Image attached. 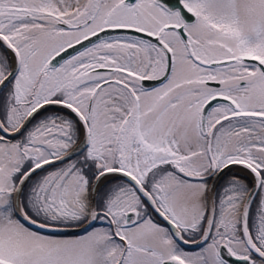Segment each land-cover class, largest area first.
Returning <instances> with one entry per match:
<instances>
[{
	"label": "snow or ice",
	"instance_id": "snow-or-ice-1",
	"mask_svg": "<svg viewBox=\"0 0 264 264\" xmlns=\"http://www.w3.org/2000/svg\"><path fill=\"white\" fill-rule=\"evenodd\" d=\"M0 264H264V0H0Z\"/></svg>",
	"mask_w": 264,
	"mask_h": 264
}]
</instances>
